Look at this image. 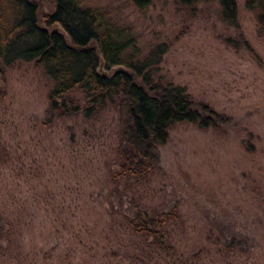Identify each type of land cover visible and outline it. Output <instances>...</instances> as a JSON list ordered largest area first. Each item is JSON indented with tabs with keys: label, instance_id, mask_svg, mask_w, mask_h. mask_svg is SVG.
<instances>
[{
	"label": "rangeland",
	"instance_id": "374dc122",
	"mask_svg": "<svg viewBox=\"0 0 264 264\" xmlns=\"http://www.w3.org/2000/svg\"><path fill=\"white\" fill-rule=\"evenodd\" d=\"M40 15L56 0H35ZM109 11L155 48L154 81L186 88L216 124L180 121L158 144L151 174L118 175L123 114L51 110L53 81L34 61L0 72V264H264V24L237 0H80ZM247 43L251 48L247 47ZM119 66H114L117 69ZM100 71H109L99 66ZM81 103V90L73 93ZM172 212L160 238L130 223ZM163 243H161L160 241Z\"/></svg>",
	"mask_w": 264,
	"mask_h": 264
},
{
	"label": "trees",
	"instance_id": "16d2710c",
	"mask_svg": "<svg viewBox=\"0 0 264 264\" xmlns=\"http://www.w3.org/2000/svg\"><path fill=\"white\" fill-rule=\"evenodd\" d=\"M199 1L177 0L191 8ZM217 1L221 20L237 25V0ZM134 2L143 8L152 0ZM245 5L263 25L264 0H245ZM134 43L109 11L83 6L80 0H56L55 11L43 15L35 0H0V72L18 60L34 61L53 81L51 110L61 115L83 110L92 116L108 104L119 105L123 125L118 175L144 179L153 171L157 145L167 142L171 126L187 120L206 127L216 119L207 105L201 110L195 106L184 86L154 81L151 66L166 51L164 46L137 58L128 51ZM100 65L109 71H100ZM75 90L84 93L86 105ZM172 215L164 211L160 218L130 223L136 231L160 238Z\"/></svg>",
	"mask_w": 264,
	"mask_h": 264
}]
</instances>
